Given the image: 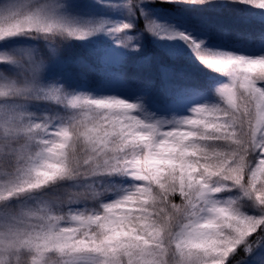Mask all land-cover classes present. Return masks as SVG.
Masks as SVG:
<instances>
[{
	"label": "snow or ice",
	"instance_id": "obj_1",
	"mask_svg": "<svg viewBox=\"0 0 264 264\" xmlns=\"http://www.w3.org/2000/svg\"><path fill=\"white\" fill-rule=\"evenodd\" d=\"M96 2L126 19L82 20L67 0H0V42L43 41L23 60L0 55V264H264V56L224 50L239 24L196 25L218 41L209 47L153 19L144 5L157 0ZM159 3L264 10V0ZM145 33L226 77L214 101L170 115L210 86L151 57L143 75L112 71ZM98 37L113 47L91 62L40 56L73 42L94 51Z\"/></svg>",
	"mask_w": 264,
	"mask_h": 264
},
{
	"label": "rangeland",
	"instance_id": "obj_2",
	"mask_svg": "<svg viewBox=\"0 0 264 264\" xmlns=\"http://www.w3.org/2000/svg\"><path fill=\"white\" fill-rule=\"evenodd\" d=\"M68 3H71L72 8L69 10V14L72 16H76L82 20H88V19H109L113 22H120L126 19V13L123 10H112L109 8H106L103 5H100L96 2V0H67ZM114 3H119L120 0H113ZM153 5H156L153 4ZM164 5V4H162ZM247 10L246 13L239 18H236L233 12H227L225 14H219L222 11H218L216 8L212 9L214 5L205 6V10L203 12H198V16L196 17L195 10L192 9V7L189 6V8H185L184 10H178L174 9L172 13L168 11H164L160 8L154 9L155 12L151 14V17L158 22L169 24L173 27H175L177 30L183 31L188 30L192 32L193 36L200 39H206L205 35L198 31L197 29L193 28V24L191 21H188L189 19H202L197 21V23H205L203 20H207L206 24L209 26L212 22H210L209 19H212L214 21V18L211 16L216 14L215 17L217 20H237L236 22H233L229 25H236L239 24V31L241 32V36H245L246 34H260L263 32V30H259L258 25L261 22H264V10L256 9L255 7L251 5H244ZM146 8H148V5L146 4ZM219 14V15H218ZM185 16V17H184ZM174 17V18H173ZM189 18V19H188ZM188 19V20H187ZM215 19V20H216ZM209 20V21H208ZM222 20V21H223ZM187 21V23H185ZM243 21H250L251 25H245L248 24L247 22ZM138 23V21H137ZM224 25L223 23L220 24ZM252 28H258L249 30ZM148 33L144 34V37L146 38V35ZM41 42V41H40ZM143 42V41H142ZM228 46H222L224 50L227 51H233L237 54L246 55L249 57L255 58L256 54H247L241 51V49H245L248 47V43L242 39H230L227 41H222L221 43H228ZM84 45L86 48L84 52H82V55L80 58L86 59L89 62L93 61L95 59L96 55H99L103 53L106 49L113 47V43L111 40L105 38V37H98L95 38L92 43L95 44V50H92V44L90 42H79V44ZM207 46L214 47L215 43L211 39H206ZM39 40H33L29 37L21 36L17 38H12L4 42H0V55H3L5 53H9L11 55L19 57L21 60L24 59L26 53H31L33 56L36 55L37 51L40 49ZM75 45L72 46L70 51L62 52V51H53L51 49L46 50L45 52H41L40 56L42 59L45 60V63H49L50 59H57V58H68V56H71V52L74 51ZM152 48H156V51H159L157 53H154ZM153 56L154 60L158 61V59H162L163 61H169L171 64H167V62H164L166 64L162 65L164 67H174V71L176 72H183L184 74L193 77L197 80H199L202 84L206 85V81L209 82V80H218L221 77H223L222 74H214L209 73L207 69H205L202 65L199 64V62L196 60V58L192 55L191 51L187 49L186 46L182 44L180 41H160L151 35H149V38H147L146 41L142 43V50L138 55H130L128 56L122 63H113L115 66L120 67L116 71H120L123 73V75L126 78L130 79L129 73H132V77L143 75V70L141 68V63L144 60L145 57H150L148 54ZM72 58V57H70ZM135 63V67L131 69L124 68L125 64L128 66L129 64ZM157 62L153 63L152 61V67L154 68ZM168 65V66H167ZM125 66V67H126ZM0 67H4L3 65H0ZM129 71V72H128ZM154 73V72H153ZM155 74V73H154ZM153 74V75H154ZM218 75V76H217ZM89 78L93 81H99L100 77L97 73H89ZM225 79V78H224ZM226 80V79H225ZM214 88H208L207 94L198 98L197 100L188 103L185 107L182 109L175 111V115H187L189 114V109L193 106L194 103H203L205 101H214V95H213ZM116 94V93H113ZM120 95L124 96L125 93H119Z\"/></svg>",
	"mask_w": 264,
	"mask_h": 264
},
{
	"label": "trees",
	"instance_id": "obj_3",
	"mask_svg": "<svg viewBox=\"0 0 264 264\" xmlns=\"http://www.w3.org/2000/svg\"><path fill=\"white\" fill-rule=\"evenodd\" d=\"M147 5H148V8H146V5H144V7H145L146 11H148L150 13V15L152 13H154L155 12L154 9H157V8H160V9H162L164 11H168L170 13H172V11H174V9H178L180 11V10H184L185 8H189V6H180V7H177V6H173V5H165V4L162 5L161 3H159V0H157L156 5H153V4H147ZM213 5H214V7H212V9L216 8L218 11H222L219 14H225L227 12H233V14L235 15L236 18L242 17L246 13V10H247V8L244 5H241V4H224V5H221V4H213ZM192 9L195 10V12H196L195 15L197 17L198 16L197 13L199 11L200 12H203L205 10V7H201V8H194V7H192ZM215 15L216 14H214V15L211 16L212 18H214V21H212V19H209L210 22H212L209 25V27L211 29H213V30H215L217 28V26H219L222 23L224 25H226V24L229 25V24H232L233 22H236L237 21V20H232V19H228V20H223L222 19L223 21L221 19L220 20H217L216 17H215ZM262 19H264V18H262ZM199 20H202V19H195L194 18V19H189L188 21H191L192 24H193L192 27L195 28V29H197L199 31V29L196 27V25L201 24V23H197V21H199ZM203 21L205 22L204 24H206V21L207 20H203ZM243 22H247L248 23V24H245V25H251V22L250 21H243ZM138 23L142 26L143 21L142 20H138ZM258 26L261 27V28H259V30H263V32H261V33H264V22H261ZM253 29H255V28H252V29H249V30H253ZM256 29H258V28H256ZM149 35L150 34H147L146 35V38L143 37V40L142 41L143 42L146 41L147 38H149ZM249 37H252V38L249 39ZM210 39L213 40V42L215 43L214 46H216L217 43H218V41L216 40V38L213 36ZM241 39L244 40V41H246L248 43V47L247 48H245L243 50L241 49L242 52L247 53V54H256L255 57L264 56V42H262V41L259 40V34H254V33L253 34H246L245 36H241ZM42 43H43V41L40 42V40H39V44H42ZM73 45H75L76 47H73L74 48V51L71 52V56H68L67 55V57L68 58H70V57H72V58H80L81 55H82V52H84L86 48L84 47V45H81V43L79 44V42H73ZM228 45H229V42L228 43H221V46H228ZM152 49H153L154 53L159 52V51H156L157 50L156 48H152ZM53 51L55 52L56 50H53ZM148 55L152 58L153 63L157 62V64L155 65V67L153 69H156V68H158V67L166 64L164 62H167V64H171V63H169V61H163L162 59H158V61L154 60V58L151 55V53L148 54ZM125 66H126V64H125ZM125 66H124V68L131 69V68H134L135 67V63L129 64L126 67ZM174 67L168 66V68H171L172 70L175 69ZM119 68L120 67H117V66H115V64L112 63V68H111L112 71H116ZM129 75L131 76L130 77V79H131L132 78V73H129ZM224 78L226 79V77L223 76V77H221L218 80H209V82L206 81L207 82L206 85H209L210 86L209 88H213L214 86H217V85L223 83L225 81Z\"/></svg>",
	"mask_w": 264,
	"mask_h": 264
}]
</instances>
